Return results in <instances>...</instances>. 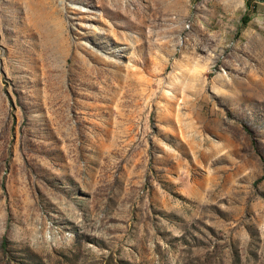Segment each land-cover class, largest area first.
Wrapping results in <instances>:
<instances>
[{"label":"rangeland","instance_id":"1","mask_svg":"<svg viewBox=\"0 0 264 264\" xmlns=\"http://www.w3.org/2000/svg\"><path fill=\"white\" fill-rule=\"evenodd\" d=\"M261 13L0 0V264H264Z\"/></svg>","mask_w":264,"mask_h":264},{"label":"clouds","instance_id":"2","mask_svg":"<svg viewBox=\"0 0 264 264\" xmlns=\"http://www.w3.org/2000/svg\"><path fill=\"white\" fill-rule=\"evenodd\" d=\"M218 4L233 14L247 11V0H218ZM255 20L257 23L264 21V13L257 14Z\"/></svg>","mask_w":264,"mask_h":264},{"label":"trees","instance_id":"3","mask_svg":"<svg viewBox=\"0 0 264 264\" xmlns=\"http://www.w3.org/2000/svg\"><path fill=\"white\" fill-rule=\"evenodd\" d=\"M248 20H249L248 15H245V16H244V19H243V22L246 23V22H248Z\"/></svg>","mask_w":264,"mask_h":264}]
</instances>
